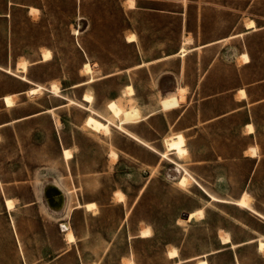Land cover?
Listing matches in <instances>:
<instances>
[{"label":"rangeland","instance_id":"obj_1","mask_svg":"<svg viewBox=\"0 0 264 264\" xmlns=\"http://www.w3.org/2000/svg\"><path fill=\"white\" fill-rule=\"evenodd\" d=\"M34 83L43 88L15 96V110L0 109V118L65 105L26 125L27 133L38 126L40 147L27 143L25 170L3 191L17 196L13 209L0 195V264H264V0H0V96ZM181 85L180 106L162 109L160 96ZM110 99L151 112L125 125L139 140L114 125L101 133L83 124L91 111L108 116ZM176 131L186 153L162 156L163 137ZM184 167L189 180L180 184ZM243 193L262 215L233 201ZM88 200L95 205L74 207ZM196 208L203 214L185 219ZM146 226L150 234L140 236Z\"/></svg>","mask_w":264,"mask_h":264},{"label":"bare ground","instance_id":"obj_2","mask_svg":"<svg viewBox=\"0 0 264 264\" xmlns=\"http://www.w3.org/2000/svg\"><path fill=\"white\" fill-rule=\"evenodd\" d=\"M128 4L130 7H133L134 5V0H128ZM253 24V20L249 19L246 21V25H252ZM126 39L128 41H133L135 40V35L133 33H130L126 36ZM181 51H183V53L185 52V48L184 47H180ZM42 59L46 60L48 58L51 57V52L49 49H45L42 51ZM242 58L244 60H247L248 55H246L245 53L242 55ZM17 68H20L21 71H24L26 68V61L25 60H21L17 63ZM83 70H85L87 73L92 72V68H91V64L87 61L84 62L83 64ZM20 77L24 80H27L24 75H20ZM93 80L92 77L88 78L86 81H91ZM125 93L131 95L133 94V87H131V85L127 84L125 86ZM43 88V86L41 84H35L32 85L28 88V93H37L39 92L41 89ZM49 89L53 90V92H55L56 94L58 93V86L55 83H52L49 86ZM241 93H244L243 89H240ZM184 92V87L180 86L178 87V92L175 91V93H169V94H165L163 96H160V98L158 99V103L160 104L162 109L165 110H169V109H173L177 106H179V102L183 99L182 95H179L180 93ZM4 102L7 106H11V104L14 103V98L12 96V94H6L3 96ZM83 100L87 101V102H91L92 100V95L89 92H84L83 93ZM128 100H130V98H128ZM127 100V101H128ZM73 101L71 98L69 99V102ZM106 106L108 107V110L110 112V114L108 116H104V115H97L94 113V111L89 112L85 117H84V121L83 124L87 125L88 127H90L92 130L96 131V132H101V133H109L110 129H111V125L116 126L117 128H119L120 130L125 131V133H127L128 135H130L131 137H134L135 139L139 140L132 132H130L127 128H126V124L128 123H132V122H136L139 119L146 117L149 114H142L141 108L138 107L137 105H135L132 101H128L126 103L121 102V99H110L106 102ZM251 128V125L248 127V129ZM162 141H164V145H165V151H160V154H162V156L167 157L168 153H175L176 155H178L179 157L183 156L186 153V148H185V140H184V136L181 132L176 131V133H171L168 135H165L162 139ZM157 152V151H156ZM249 153L250 154H254L255 153V148L254 146H251L249 149ZM63 155L64 158H67L69 156H71V152L70 150L67 148L63 149ZM110 155L112 156L113 159L116 158L117 154L114 150L110 151ZM188 172L184 167V173L180 175V179L178 180V182L180 184H186V182L189 180V176H188ZM204 191L209 194L211 196V198L217 199V200H226L222 197H218L215 194H210L208 193L205 189ZM115 197H117L118 200L122 201L124 199V194L121 191H115ZM6 204L8 208H12L14 205V200L10 199V198H6ZM235 203L243 206V207H247L250 210H253L255 212H257L258 214H260L258 211L254 210L253 208H250L248 205V195L247 193H243L241 195L238 196V198H236L235 200H233ZM95 205V202L93 201H87L85 203V207L86 208H90L93 207ZM202 210L201 208H196V210L190 211V212H186L185 213V219H191L194 216H201ZM262 215V214H260ZM149 228L146 226L144 228H142V230L140 231V236L142 235H149ZM65 239L67 242L69 241H73L75 239V235H73L72 229L71 227H69L65 233ZM222 237V242H229L230 241V236L227 232H224L221 234ZM257 247L260 249L264 248V239L262 238H258L257 240ZM178 252L175 248H170L168 251V256L169 257H174L177 256ZM124 264H133L132 261H127ZM197 264H208L206 259L204 258H200L197 261Z\"/></svg>","mask_w":264,"mask_h":264},{"label":"crops","instance_id":"obj_3","mask_svg":"<svg viewBox=\"0 0 264 264\" xmlns=\"http://www.w3.org/2000/svg\"><path fill=\"white\" fill-rule=\"evenodd\" d=\"M249 19H252V18H248L247 20H249ZM245 27L254 28L255 27L254 20H253V24L252 25L248 26L245 23ZM129 42H131V41H129ZM244 53L245 52H240L238 57H240V59L242 60L243 63H246L247 61H249V56H248L247 60H244L242 58V55ZM245 54L248 55V53H245ZM23 81L28 82L29 80L28 81L23 80ZM32 85H35V83L32 84ZM32 85H30V86H32ZM178 87H180V86H178ZM178 87H176V90H175L176 92H178ZM182 87H184V86H182ZM28 88H27V90H19V91L10 92V93L12 94L13 98H15V96H19V95H21L23 93H28ZM240 89H243L244 93H241ZM184 92H185V88H184ZM184 92L180 93L179 95H182L184 97V95H185ZM10 93H6V94H10ZM173 93H175V92H173ZM6 94H3V95L0 96V109L11 111V109L15 105V99H14V103L11 104V106H7L5 104V102H4V99H3V96L6 95ZM238 94H239V98L238 99L242 100V99L246 98V91H245L244 88H239L238 89ZM65 103H67V101ZM62 105H65V104L51 105V106H48L47 109H45V110H33V111H30L29 113H26V114H12L11 116L6 117V118H0V191H1L0 195H1V202H2V205L5 207V210L8 211V210L13 209L15 204L18 202L17 198H16L17 196L10 195V194H3V191L9 189L8 187L13 183L11 181L13 174L17 175L18 173H23V171L25 170V168H23V163H24V165H26L27 163H26V161L24 159L22 160V158H24L26 156V153H27V150H28V147H29V145L27 143L29 142L30 145H33V146H36V147H40L39 146L40 143L34 141V139H33V132H35V130L38 128V126L32 127L30 129V132L27 133V130H26L27 123L29 122V120L37 118L38 116H41V115H43V114H45L47 112H50L52 110H56ZM179 106H180V104H179ZM52 107H55V108L51 109ZM173 109H175V108H173ZM13 110H15V109L13 108ZM169 110H172V109H169ZM146 114L150 115L151 112L146 113ZM149 115H147V116H149ZM250 125H251V128L248 129V127ZM246 126H247V133L248 134L251 133L252 131H254L253 130V125H252L251 122L247 123ZM178 132H180V131H178ZM45 139H48V138L46 137ZM184 140H185V137H184ZM40 142H42V141H40ZM185 144H186V140H185ZM12 145L16 148L17 155L19 156V161L22 163V165H21L22 167L19 170L16 169V168H13V165H15V164L12 165V162H13L12 157L14 156V158H16L15 154L14 155L13 154L12 155H8V156L6 155V154L9 153V151L11 149L10 146H12ZM64 148H66V147L62 148V153H63V149ZM252 155H254V154H252ZM4 162L7 164L8 167L3 169V168H1V164H3ZM11 165H12V167H11ZM6 175H10V177H9L10 179H7V177H5ZM20 179L23 182H29L27 176H25V178L21 177ZM6 198H10V199L14 200V205H13L12 208H8L7 207L6 200H5ZM88 201H92V200H88ZM85 203L83 205L78 203L80 205H78V206L75 205L74 207H79V206H84L85 207ZM72 232H73V230H72ZM73 235H74V233H73Z\"/></svg>","mask_w":264,"mask_h":264},{"label":"built area","instance_id":"obj_4","mask_svg":"<svg viewBox=\"0 0 264 264\" xmlns=\"http://www.w3.org/2000/svg\"><path fill=\"white\" fill-rule=\"evenodd\" d=\"M59 228L61 231H66L69 228V223L66 221H63L59 224Z\"/></svg>","mask_w":264,"mask_h":264}]
</instances>
